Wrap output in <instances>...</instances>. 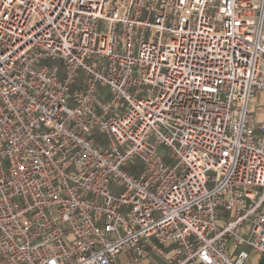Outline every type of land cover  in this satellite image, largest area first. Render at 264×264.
I'll use <instances>...</instances> for the list:
<instances>
[{
	"label": "built area",
	"instance_id": "built-area-1",
	"mask_svg": "<svg viewBox=\"0 0 264 264\" xmlns=\"http://www.w3.org/2000/svg\"><path fill=\"white\" fill-rule=\"evenodd\" d=\"M258 92L264 0H0V264L264 255Z\"/></svg>",
	"mask_w": 264,
	"mask_h": 264
},
{
	"label": "crops",
	"instance_id": "crops-1",
	"mask_svg": "<svg viewBox=\"0 0 264 264\" xmlns=\"http://www.w3.org/2000/svg\"><path fill=\"white\" fill-rule=\"evenodd\" d=\"M254 115L257 122L264 121V92H258L253 100ZM232 245V242H231ZM125 258L124 262H121ZM133 256L129 252L121 255L117 259V264H124L126 261L132 260ZM250 264H264V255L252 251L249 259ZM138 264H166L165 260L156 254L144 257Z\"/></svg>",
	"mask_w": 264,
	"mask_h": 264
},
{
	"label": "rangeland",
	"instance_id": "rangeland-1",
	"mask_svg": "<svg viewBox=\"0 0 264 264\" xmlns=\"http://www.w3.org/2000/svg\"><path fill=\"white\" fill-rule=\"evenodd\" d=\"M101 28H104V27H101ZM104 93H105V92H102V93H101V98H102V99H107L108 96H107V94H104ZM162 151L166 153L165 148H163ZM124 261H125V258L121 260V262H124Z\"/></svg>",
	"mask_w": 264,
	"mask_h": 264
}]
</instances>
